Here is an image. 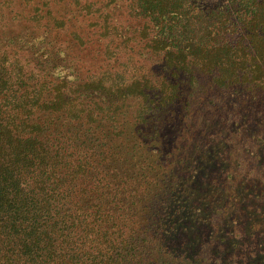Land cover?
<instances>
[{"label":"trees","instance_id":"1","mask_svg":"<svg viewBox=\"0 0 264 264\" xmlns=\"http://www.w3.org/2000/svg\"><path fill=\"white\" fill-rule=\"evenodd\" d=\"M241 97L264 0H0V264H264Z\"/></svg>","mask_w":264,"mask_h":264},{"label":"rangeland","instance_id":"2","mask_svg":"<svg viewBox=\"0 0 264 264\" xmlns=\"http://www.w3.org/2000/svg\"><path fill=\"white\" fill-rule=\"evenodd\" d=\"M222 0H203L204 4L206 5H216L220 3ZM230 98V97H228ZM247 98H240L235 102V106H232V101L228 99L227 101V108L224 110L226 112V115H231L230 117H237L236 113H240V116L244 119H251L255 120L256 122L252 124V131L255 134H263L264 135V119L259 117V107L255 105V101L248 99L246 102H242V100ZM231 119V118H230ZM227 130H232L234 128V125L232 123V120L229 121L226 125ZM240 129L236 131V133H239ZM245 134L238 135L244 136ZM249 135H251L249 133ZM241 139V138H240ZM251 136L247 138L246 140H250ZM245 149L247 151V155L251 157V162L257 166L259 170L264 169V142H258L256 145L255 143L252 144V141L250 142V145H245ZM256 156V157H255Z\"/></svg>","mask_w":264,"mask_h":264}]
</instances>
